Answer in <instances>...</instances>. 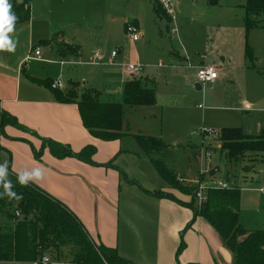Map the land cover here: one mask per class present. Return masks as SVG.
<instances>
[{
	"label": "crops",
	"instance_id": "1",
	"mask_svg": "<svg viewBox=\"0 0 264 264\" xmlns=\"http://www.w3.org/2000/svg\"><path fill=\"white\" fill-rule=\"evenodd\" d=\"M46 1L41 0V8L44 6L42 2ZM67 2L70 10L79 13L88 9L93 3L97 5L94 9L100 8L95 0H68ZM38 3L34 9L30 4L29 20L6 35L9 44H14V50L9 52L6 49H0V109L14 117L23 127L20 129L7 125L3 129V135L0 133V164L9 166L17 176L25 171L31 172L34 169H39L41 177L28 182L69 209L94 245L114 250L116 256L126 261L127 264H233L232 253L223 244L214 229L203 218H194L193 194L185 191L189 188L183 185L185 181L181 180L180 176L174 174L180 187L185 190L166 183L157 174L141 149L137 148L136 142L137 146L132 142H124L122 137L110 141L94 138L83 127L75 104L60 103L54 99L53 93L46 86L49 81H59L64 89L70 85H76L80 94L86 90L81 86L78 87V79L83 76L81 80L84 81V84L92 87L93 82H88L89 77L93 74L92 71L86 69L84 71L87 73L86 77L79 69L74 71L66 69L68 63L72 65L73 62H79L82 59L74 58V56L62 57L56 50V45H75L77 43L64 39L61 34L56 33L58 32L56 30L53 33L48 32V36L43 32L40 39L43 41L54 39V42L44 45L46 59L40 58L41 52L35 59L40 62L45 61L47 66H56V69L52 67L48 72V67H46L45 72L40 73L30 68H22L26 63L25 50L36 39L31 32L33 24L30 21V13L32 14V11L35 13ZM244 3L245 0L240 6L242 20ZM152 12L155 13L153 8ZM164 14L166 21H169V15L165 12ZM132 23L139 30V21L134 19ZM137 41L135 42L137 43ZM136 43L131 44L136 54L129 60L132 63H141L137 53L140 45ZM77 45L79 46V44ZM212 45L213 43L210 41L208 46ZM242 50L243 46L240 44L239 47L237 40H232L224 47H205L202 57L199 58L200 64L197 69L204 66H212L216 69V66L224 64V62H227L228 65L234 60L238 63L239 52L243 56ZM171 55V58H174L176 62H172L165 68L160 79V72L154 74L153 66L142 68L138 74L124 73L125 70L122 68L124 72H121L119 84L122 91L127 81L136 79L143 87L153 89L155 100L152 106L125 107L132 112L138 110V112H143L141 119L144 123H136L135 120H124L123 118L124 136L133 138L134 135H143L163 141L167 138V135H156L153 125H151L161 113L149 111L148 108L157 110L165 105L167 107L172 105V108L181 106L180 102L172 103L177 90V82L175 83L173 80V72L170 70L174 71L183 66L185 59L175 53ZM119 60L124 61L125 57L121 56ZM80 66V68L88 67V65ZM160 66L161 63H158L157 67ZM115 69L119 70L115 66H104L100 71L101 82H103L102 73L104 71H108L107 78L113 79L112 71ZM221 70L222 75H225L227 68ZM148 75H150L149 78ZM63 78L66 81H63ZM219 82L220 79L217 76L211 85H216ZM197 85L196 79L194 84L196 91L201 88ZM108 97L110 98H103L100 101L122 103L121 94ZM243 105L245 109H253V106L246 101L243 102ZM222 123L228 126L220 129L229 127L241 129L243 126V124L232 125L233 122L223 121ZM260 125V127L264 126V115L261 117ZM261 131L264 132V129L261 128L255 134L243 133L256 136ZM218 132H216V140ZM34 135L66 145L75 153L84 147H93L95 149L92 156L93 163L80 161L73 157L56 159L47 149H43L40 157L35 159L31 148L39 149L41 142ZM202 143L206 150L209 141L203 138L199 145L191 148V155L196 160H201L200 156L196 155V151L202 146ZM217 146L220 149L219 143ZM210 173L214 174V171H210L208 177L213 175ZM191 183L198 185V183H202V180L200 178L198 182L192 181Z\"/></svg>",
	"mask_w": 264,
	"mask_h": 264
},
{
	"label": "rangeland",
	"instance_id": "2",
	"mask_svg": "<svg viewBox=\"0 0 264 264\" xmlns=\"http://www.w3.org/2000/svg\"><path fill=\"white\" fill-rule=\"evenodd\" d=\"M67 1L47 0L45 3L42 2L44 6L41 8V0H31L33 9L39 2L35 13L33 11L32 14L30 13V21L33 24L31 32L36 39L25 50L28 61L22 68H30L40 73H44L46 67L48 72L52 67L56 69V66H47L45 61L40 62L33 57V52L38 47L41 52L40 58L46 59L45 44L40 38L43 32L48 36V32L53 33L56 30L58 31L56 33L61 34L64 39L80 46L79 54L74 58L82 60L73 62L72 65L68 63L67 71L79 69L86 77L87 73L84 71L86 69L92 71L93 74L88 80L93 82L92 87L84 84L81 80L83 76L78 79V87L94 90L99 100H103L110 98L108 96L115 97L118 94L122 96V88L119 84L124 66L140 65L143 69L153 66L154 74L160 72V79L165 68L176 62L171 58L172 53L183 57L185 59L183 66L174 71L170 70L173 72V80L177 82L172 103L180 102V109L172 108V105H168L171 107L165 105L163 109L157 110L148 108L149 111L161 113L151 125L156 135H167L164 141L161 139L170 146L171 151V156L165 160V165L185 181L183 185L189 188L191 194L192 188L197 186L191 182H198L200 178L204 188H213L221 183L238 188L239 221L243 229L248 231L264 229V192L262 191L264 160L249 161L243 158L229 161L218 148L215 134L221 127L228 126L224 125L223 121L233 122L232 125L243 124L244 127L240 126L242 131L248 134H255L261 128L264 129V126L260 127L261 117L264 115V30H244L240 9L243 0H218L217 8L208 7L206 0H172L175 8L169 14V21L152 12V0H95L100 7L98 10L94 9L97 5L93 3L80 13L70 10ZM134 19L140 23L138 30L140 38L137 43L131 41L124 30L125 24L132 23ZM232 40H237L239 47L240 44L243 46V56L239 52L238 63L234 60L228 65L224 62L216 66L220 82L216 85L202 86L196 91L194 88L196 70L205 47H224ZM210 41L213 43L211 47L208 46ZM134 43L140 45L137 53L141 63H132L129 60L136 54L131 47ZM246 47L250 49V57L244 55ZM232 50L234 51L233 47ZM95 52L103 57V61L92 59L91 55ZM111 52H115L116 56L109 64ZM121 56L125 57L124 61L119 60ZM158 63H161L160 67H157ZM76 64L79 66H73ZM80 65H88V67L80 68ZM104 66H115L119 70L112 71L113 79L107 78L108 71H104L101 82L100 71ZM222 68H227L225 75H222ZM62 80L66 81L64 78ZM244 101L250 103L253 109H245ZM138 111L132 112L124 107V120L132 119L136 123H144L141 119L143 112ZM131 129L133 130L132 127ZM121 137L124 142H132L136 145L133 138L124 134L119 138ZM202 138L209 141V146L205 150L206 147L202 143L196 155L199 157L204 149L208 158L196 160L191 155V148L199 145ZM210 171H214V174L208 177ZM0 228H12L5 215L0 216ZM238 239L242 241L244 237L240 236ZM67 253L68 248H65V255ZM64 261L68 262V260ZM0 264L25 263L0 262Z\"/></svg>",
	"mask_w": 264,
	"mask_h": 264
},
{
	"label": "trees",
	"instance_id": "3",
	"mask_svg": "<svg viewBox=\"0 0 264 264\" xmlns=\"http://www.w3.org/2000/svg\"><path fill=\"white\" fill-rule=\"evenodd\" d=\"M8 2L11 4V13L16 16L12 30L14 31L29 20L31 0H8ZM151 3L153 11L166 18L158 0H152ZM206 4L208 7H216L218 0H206ZM243 10L245 31L264 30V0H245ZM42 42L53 43L54 39ZM56 50L62 57H75L79 53V46L60 44L56 45ZM249 54L250 49L246 47L245 55L249 56ZM52 83L49 81L46 86L53 93L54 99L60 103L75 104L83 127L91 136L103 141L114 140L124 133V107L152 106L155 102L153 89L143 87L136 79H130L124 84L122 103H103L99 100L98 94L90 89L79 94L76 85H70L63 90H54L51 89ZM7 125L23 129L14 117L0 109L1 135ZM34 136L41 142L39 149L31 148L35 159L40 157L43 149H47L56 159L73 157L93 163L92 156L95 153L93 147L87 146L75 153L66 145ZM133 138L157 174L169 185L183 189L174 173L165 165V160L171 156L170 147L154 137L134 135ZM217 141L220 150L229 161L243 158L249 161L264 160L263 131L251 136L244 134L240 128H222L217 133ZM5 168L6 179L12 185L11 190L22 198L16 200L9 199L6 195L0 196V216L5 215L12 225L11 229L0 228V262L28 264L47 255L60 262L68 260L65 263L69 264H127L116 256L114 250L94 245L75 215L63 204L30 182L23 185L18 183V176L9 166ZM196 190L197 187L192 189L195 202L192 205L194 218H203L214 229L232 253L233 264H264V229L247 232L239 223L238 188L228 185L226 189L207 188L205 201L199 207L195 199ZM3 191L4 189L0 187V192ZM185 191L190 192L187 189ZM15 212L18 213V217L15 216ZM240 236L244 237L242 241L238 239ZM65 248H68L66 255Z\"/></svg>",
	"mask_w": 264,
	"mask_h": 264
},
{
	"label": "built area",
	"instance_id": "4",
	"mask_svg": "<svg viewBox=\"0 0 264 264\" xmlns=\"http://www.w3.org/2000/svg\"><path fill=\"white\" fill-rule=\"evenodd\" d=\"M158 4L160 5L162 10H164V12L167 15H169L173 11L172 0H158ZM125 33L128 35V37L133 42L139 40V38H140V35L138 34V28L133 23H128L125 26ZM115 55H116L115 52H111L110 61L108 62L109 64L112 63V59H113V57H115ZM33 57H39V49L38 48H36L35 51L33 52ZM91 57L93 60L98 61V62L102 61V59H103V57L98 52H95ZM26 61H28V60H26ZM124 70L128 74H138L141 72L142 66H140V65H127V66H124ZM217 76H218L217 71H216L215 67H212V66L199 67L196 71V79H197V83L199 84L200 87L213 83L216 80ZM51 89L63 90L64 87L59 81H54L51 84ZM204 157L208 158V155H205V153H203V151H201L200 159L203 160ZM216 187L219 189H226L227 185H226V183H221V184H216ZM206 189L207 188L202 187L201 183H198L197 190L195 192V199H196L197 207H199L205 201ZM262 191L264 192V189ZM15 216L18 217L17 212H15ZM28 264H68V263L53 260L49 256L43 255L39 259L32 261ZM104 264H106V263H104Z\"/></svg>",
	"mask_w": 264,
	"mask_h": 264
},
{
	"label": "clouds",
	"instance_id": "5",
	"mask_svg": "<svg viewBox=\"0 0 264 264\" xmlns=\"http://www.w3.org/2000/svg\"><path fill=\"white\" fill-rule=\"evenodd\" d=\"M11 4L8 0H0V49H6L11 52L14 50V44L10 45L9 40L6 37V33L13 30V25L16 20L14 13H11ZM7 173L5 166H0V187L4 189L0 192V196H7L9 199L19 200L22 197L16 192L12 191V185L9 180L6 179ZM41 173L39 169H34L31 172H22L18 175V183L27 184L29 180L39 179Z\"/></svg>",
	"mask_w": 264,
	"mask_h": 264
},
{
	"label": "water",
	"instance_id": "6",
	"mask_svg": "<svg viewBox=\"0 0 264 264\" xmlns=\"http://www.w3.org/2000/svg\"><path fill=\"white\" fill-rule=\"evenodd\" d=\"M199 87V85H197ZM213 174V173H210V175Z\"/></svg>",
	"mask_w": 264,
	"mask_h": 264
}]
</instances>
